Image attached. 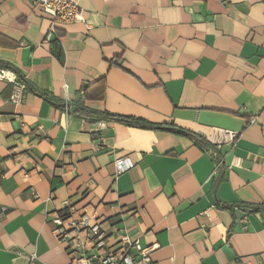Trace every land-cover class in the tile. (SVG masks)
<instances>
[{
    "label": "crops",
    "instance_id": "obj_1",
    "mask_svg": "<svg viewBox=\"0 0 264 264\" xmlns=\"http://www.w3.org/2000/svg\"><path fill=\"white\" fill-rule=\"evenodd\" d=\"M77 3L85 22L47 42L44 13L0 0V63L17 71H0V264H69L48 222L67 200L155 264H264V0ZM79 106L239 138L203 148Z\"/></svg>",
    "mask_w": 264,
    "mask_h": 264
},
{
    "label": "built area",
    "instance_id": "obj_2",
    "mask_svg": "<svg viewBox=\"0 0 264 264\" xmlns=\"http://www.w3.org/2000/svg\"><path fill=\"white\" fill-rule=\"evenodd\" d=\"M34 9L40 10L51 22L46 40L52 42L56 30L75 22L84 23L83 11L77 0H28ZM4 74H0V79ZM22 86H17L11 97L13 103L19 104ZM239 134L232 131L212 129L206 141L221 149L223 145L236 147ZM116 176L132 168L128 158H120L114 162ZM221 163L215 167L219 169ZM6 208L0 207V213ZM207 213V212H206ZM205 213V214H206ZM52 233L56 239L65 245L69 264H155L152 260L153 248L143 247L138 240L126 235L109 236L104 225L94 216L80 213L70 200L65 202L64 209L50 217ZM34 258V257H33Z\"/></svg>",
    "mask_w": 264,
    "mask_h": 264
},
{
    "label": "trees",
    "instance_id": "obj_3",
    "mask_svg": "<svg viewBox=\"0 0 264 264\" xmlns=\"http://www.w3.org/2000/svg\"><path fill=\"white\" fill-rule=\"evenodd\" d=\"M2 70L14 71L10 66L3 64V63H0V71H2ZM14 72L17 73V71H14ZM20 80H22L24 82V84L27 85L28 89L34 95L45 98L44 95H41L33 87L29 86L28 83L23 78H21ZM73 115H75L76 117H78L82 120H86L87 122H90V123H97V122H102V121H104V122H117V123L123 124L127 127H136V128H140V129H150V130H168L174 134L181 135V136H184V137H187V138L194 140V142L200 147H203V148L208 147V146L212 147L203 137H201L200 135H197L195 133H192L190 131H187V130H184L181 128H177L174 126H170V127L158 126V125H154V124L149 123V122L142 120V119H138V118H134V117L114 115V114H111L105 110L99 111V110L91 109L87 106H79V107L75 108V110L73 111Z\"/></svg>",
    "mask_w": 264,
    "mask_h": 264
},
{
    "label": "water",
    "instance_id": "obj_4",
    "mask_svg": "<svg viewBox=\"0 0 264 264\" xmlns=\"http://www.w3.org/2000/svg\"><path fill=\"white\" fill-rule=\"evenodd\" d=\"M65 107H66L67 111H69V108H70V107H69L68 105H65Z\"/></svg>",
    "mask_w": 264,
    "mask_h": 264
}]
</instances>
